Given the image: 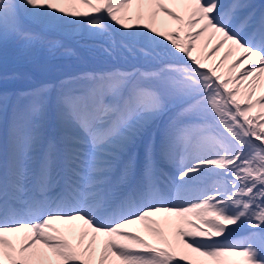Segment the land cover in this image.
Listing matches in <instances>:
<instances>
[{
  "label": "snow or ice",
  "instance_id": "6c2138e0",
  "mask_svg": "<svg viewBox=\"0 0 264 264\" xmlns=\"http://www.w3.org/2000/svg\"><path fill=\"white\" fill-rule=\"evenodd\" d=\"M248 7L0 0V44L67 31L105 61L11 115L0 92V264H264V13Z\"/></svg>",
  "mask_w": 264,
  "mask_h": 264
},
{
  "label": "bare ground",
  "instance_id": "6f19581e",
  "mask_svg": "<svg viewBox=\"0 0 264 264\" xmlns=\"http://www.w3.org/2000/svg\"><path fill=\"white\" fill-rule=\"evenodd\" d=\"M244 0H240L242 2ZM232 3V1H231ZM250 4H260L258 7L259 10L264 9V0H249ZM248 4V3H247ZM246 4V5H247ZM174 10L182 11L181 8L178 6H173ZM76 10L85 11L83 6L77 5ZM135 11V5H133V12ZM260 12V11H259ZM166 21V23H164ZM175 22L168 20L167 18L161 16V22L157 24V27L159 28H167L169 26H174ZM184 33H181V38H183ZM71 40V42L67 41ZM14 46L12 45V40H9L7 44H0V47H2V50L4 52V57L2 59V62L4 65H12V64H24L29 65L35 68H38L42 72H49L57 70L60 73H64V77H74L77 74L81 72L90 71L95 68H84L81 66L77 52L75 50L74 45H72V42H74L77 45V48L82 52V54L85 56V58L88 60L90 65L93 66H100L102 63H104V58L102 57V54L99 52L98 47L96 46V42L88 39H81L77 36H75L74 33H69L67 31H49L44 34V39L40 42L34 43L30 48L25 49L21 42L13 40ZM50 42H57L58 46L52 45ZM84 43H93V44H84ZM196 51L194 54L197 55H203L205 52L208 51V49L211 48V45L208 46V49H204V38H201L200 40L196 41ZM75 45V46H76ZM224 50H221L220 53L215 54L212 56L211 59L206 60L205 62L208 64H214L219 59L220 56L223 54ZM230 62L226 61L224 65V69L226 71L227 64ZM80 66V67H79ZM77 67V71L75 70ZM8 70H4L0 73V84L4 83H10L13 79H15L18 74L12 73L8 74ZM9 72V71H8ZM23 73V72H20ZM48 79V78H47ZM44 79L41 81L51 82V84H55L58 81L63 80V78L60 77H52L48 80ZM42 84V83H41ZM40 84V85H41ZM37 87V86H34ZM32 87V88H34ZM5 91V90H4ZM27 92V90L22 91L21 93ZM16 97V95H15ZM28 100L26 97L22 96L19 100V107L23 108L27 104ZM12 108L10 107V113L11 115ZM145 148V143L142 144V147L140 150ZM136 153V151H134ZM138 157L142 160L143 154L140 152ZM157 220L161 221V227L164 229L165 233L167 234L170 231V228L174 225H169L163 223V216H157ZM129 231L135 232L141 236H143L145 239L149 241V243H155V238L148 233L144 226L142 224H136V225H130L128 226ZM65 237L73 244L76 245L78 242V235H79V229L76 230V232H68L65 231L64 233ZM103 239V237L101 238ZM13 242L16 243V239L13 238ZM87 243V240H85V244ZM99 245H97V259L99 256ZM191 259L193 260L194 264L198 259H201L197 257L196 254H192ZM186 264V262H185Z\"/></svg>",
  "mask_w": 264,
  "mask_h": 264
},
{
  "label": "rangeland",
  "instance_id": "374dc122",
  "mask_svg": "<svg viewBox=\"0 0 264 264\" xmlns=\"http://www.w3.org/2000/svg\"><path fill=\"white\" fill-rule=\"evenodd\" d=\"M256 5H257V7L260 6V4H256ZM67 41L71 42V40H67ZM72 45L75 46L76 44H75L74 42H72ZM78 51H79V52H77V51H76V52L79 53V54H81V55H83L82 52H81L79 49H78ZM83 56H84V55H83ZM84 57H85V56H84ZM89 64H90V63H89ZM34 68H35V67H34ZM34 68L30 67L32 77H33V78H36V77L38 78V77L42 76V75H41V72L38 71L39 69H38V68H35V69H34ZM87 68H91V67H87ZM36 69H38V70H36ZM6 70H7V69H6ZM40 71H41V70H40ZM218 71L226 72L225 69H224L223 67H222L221 69H218ZM57 72H58V71H57ZM52 75H53V74H50V75H47V76H48V77H52ZM24 81L27 82L28 79L23 77V82H24ZM23 82H22V83H23ZM10 105H14L13 97H12V98L10 97L9 110H10ZM16 105H17V104H16ZM16 105H15V106H16ZM143 150H144V149H143Z\"/></svg>",
  "mask_w": 264,
  "mask_h": 264
}]
</instances>
